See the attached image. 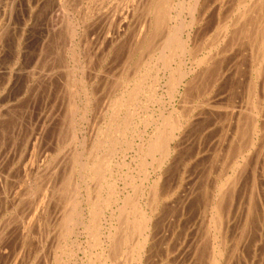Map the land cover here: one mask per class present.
I'll use <instances>...</instances> for the list:
<instances>
[{
  "label": "bare ground",
  "instance_id": "obj_1",
  "mask_svg": "<svg viewBox=\"0 0 264 264\" xmlns=\"http://www.w3.org/2000/svg\"><path fill=\"white\" fill-rule=\"evenodd\" d=\"M8 1H0V4L4 6L0 10V64L8 61L4 46V40L9 33L7 24L4 23V15L8 14ZM96 1L87 0V31L82 30L87 32V37L85 36L87 39L82 40L85 37L80 32L81 35L74 48V53L82 58L83 54L85 58L87 57L88 48L90 44L93 45V41L98 42L102 39L101 42L110 43V45L118 42L131 25L132 15L135 13L133 9L136 11L138 8L135 2L137 0H125V3L129 5L124 4V6L121 0L122 7H118L119 9H116L117 5L114 3L116 6L114 10H112L113 7L110 10L102 8L106 11L101 12L100 9L98 11L97 8L96 11V7L94 8ZM209 1L146 0V14L138 24L140 26L137 25L133 42L128 48L131 55L137 51H140L141 55L137 61L135 60L136 62H133L134 64L132 63L133 73L130 72L133 74L132 77L131 75L127 79L124 77L127 80L124 90L113 103H110L112 109L109 107L111 110L109 120H105L107 129L101 131L95 137V141L93 139V146L91 144L93 148L89 150L88 156L85 144L79 142L77 145H83L84 148L80 149L82 152L79 151V153L76 151L77 147L74 148L73 153L68 151L72 156L67 170H64L66 166L62 168L59 162L56 173L52 171L53 174L55 173V183L52 182L53 179L51 182L56 187L49 189L53 190V193L56 191L54 195H56V204L58 203L60 211V222L57 224L61 239L58 240L62 242H60V249H57L59 252L55 253L52 260L49 257L51 261H46V264H73L70 262L72 259L70 257L75 254L74 250L67 246L65 241L68 239V234L76 231L86 233L90 239L88 249L83 245L84 243L74 244L83 253L81 261L77 262L75 259L74 264H238L241 259L238 260L236 255L239 254L241 257L244 255L245 243L254 246L253 249L251 248L253 252L250 250L252 257H249L251 259L248 264H254V261L259 264L264 260V0H217V6L212 9L209 4L213 0L208 3ZM12 11L10 15L8 14L10 20ZM209 11L211 16L218 18L217 26L213 21L214 28L205 26L206 23H204L205 19H208L205 17ZM210 24L208 22L207 25ZM253 24H255V30H253ZM212 29L215 30L210 35L214 31L216 33L210 39L209 31ZM12 37L15 39L14 36ZM82 41H87V49L82 45ZM15 54L12 66H7L5 70L2 66L0 67V81H4L5 88H10L9 85L14 82L16 84L20 79L26 82L29 79L35 81V77L38 78L34 74V69L32 70L33 66L31 67L36 59L34 57L24 59L21 51ZM127 61L129 60L126 59ZM18 64L21 66L19 67ZM86 65L82 63V74L79 77L84 93L82 96H85L84 108H82L84 113L96 91L95 89L94 92L90 91L94 82L89 75L86 76ZM16 66L19 68H15ZM153 68L157 71L152 80L149 73ZM161 72L167 76L166 80L172 96L166 98L170 100V97L172 99L178 97L179 99L176 100H180L179 106L177 105L179 108L177 106L170 108L171 110L165 113L164 107L163 113L161 112L162 114L160 113L158 117L150 115L142 117L140 110H144L146 106H144L145 101L141 102L140 96H146L148 101L156 100V97L161 95V92L157 93L158 85L164 76L163 74L162 77L160 76ZM117 82H119L118 79ZM71 83L70 81L66 83L68 88L72 86L69 85ZM14 95H16L15 92ZM7 97L6 105L11 100V95ZM61 100L62 98L60 102ZM76 105L78 104L74 103V106ZM69 107L70 109H67L69 113L71 111L72 123L76 107H71V104ZM136 118L139 124L146 123V127L145 130L144 128L140 130L138 123L136 124L138 141L135 142L133 138L136 135L130 139L126 136L129 131L131 132L134 122H137ZM71 123L69 122L70 125ZM72 124L74 127L75 123ZM148 126L152 128L148 130L149 132H147ZM45 130L43 129L42 134ZM35 137L34 144L41 139ZM120 143L123 144L121 147L126 145V148L133 150V157L131 162L123 161L121 157L122 173L115 177L112 157ZM195 144L196 148L193 150ZM5 156H7L6 153ZM7 167L4 169L6 170ZM2 169L0 167V197L5 196L4 199L8 202L7 190H11L12 185L8 188V172L5 175ZM25 187L24 190L30 187L31 192L33 191L31 186ZM22 191H20L21 194ZM48 192L46 190L44 193L49 195L45 199L47 202L51 196ZM16 198L12 199L14 204ZM22 199L24 202L25 199L27 201L26 197ZM42 202L46 205V202ZM39 206H34L32 215L37 214ZM191 209L197 214L196 218L194 217L198 224L195 232L192 231L195 225H184L183 221V218L188 215V210L192 213ZM35 218L37 222V216ZM22 224L19 226L21 234L26 227H30V224L26 223L27 225L23 226ZM35 226L37 228V225ZM10 233L7 234L10 235ZM26 236L24 237L27 238ZM57 237L58 235L55 238ZM20 238L21 243L25 241L23 235ZM28 238L30 239V236ZM1 245L0 247L3 246ZM258 245L260 248L257 250ZM22 248L23 245L16 253L13 252L15 254L12 255L10 264H17L22 259ZM259 250L260 254H258ZM10 252L12 251L0 248V259L3 257L8 259L9 256L5 255H9ZM247 256L242 258L247 260Z\"/></svg>",
  "mask_w": 264,
  "mask_h": 264
},
{
  "label": "rangeland",
  "instance_id": "obj_2",
  "mask_svg": "<svg viewBox=\"0 0 264 264\" xmlns=\"http://www.w3.org/2000/svg\"><path fill=\"white\" fill-rule=\"evenodd\" d=\"M0 1L2 2L4 0H0ZM22 1H23V3H22ZM104 1H106L107 4ZM112 1L113 0H97L94 3V8L96 7L95 8L96 11L98 8V11L101 10V12H102V10H103L102 8H105L106 10H110L113 7L112 10H114L116 7V6H114V3L117 5L116 9H119L120 7L124 6V4H126L125 0L124 1L122 0L123 3L121 2V0H114L113 3H112ZM115 1H117V3ZM210 1H212V0H210ZM210 1L208 3H210ZM14 2H15V0H14ZM14 2H13V0L8 1L7 13L9 15H10L12 9L14 8L12 11L11 20H10V16L8 14L4 15V17H5L4 23L7 24L8 32H9L8 35L6 36V39L4 40L5 55H6V59H8V61L6 60L4 63L6 66H4V64L2 63V64H0V67L2 66V69L5 70V68H7V66H12L14 63L13 59H15V56H16L15 53L21 51L23 54L22 57L24 59H29L30 57H34V59H36L34 61V64L32 63V65L31 64L30 65H31V67L33 66L32 70L34 69V74H35V76H38V78L35 77V79L37 81L29 79L26 82H25V80L20 79L19 81L16 82V84L14 82V83H12V85H9L10 88H5L3 86L4 81H0V160H1L0 167L4 169L5 167L10 166V168L7 167L8 169L7 168H6V170L2 169V171L5 175L8 172V174H9V175L7 174L8 179H9L8 181L11 182L14 180L11 183L7 181L8 188L10 187L9 185H12V186L14 185L13 187L12 186L10 187L11 190H7V194L9 197L8 202H7V200L4 199L5 196L2 195L3 197H0V201L2 200V202H0V238L2 237V240H0V245H1V243H3L2 244L3 246L1 245L2 247H0V248L1 249L4 248L6 250L12 251L9 253V255H5L6 257L9 256L8 259H6L5 257H3V259H0V261H2L0 264H10L11 260H12V255L14 256L16 251L20 250V247H22V245H23V248H22L23 257L17 264H39L42 262H43L42 264H46V261L47 262L51 261L52 258H54L55 253L59 252V250H57V249H60V244H61L60 242H62V240H58V239H61L60 234H58L59 233V228H58L59 225L57 224L60 222V215H59L60 211H59L58 203L56 204V202H57L56 201L57 199L55 197L56 195H54L56 193V191L53 193V190L49 189L50 187L51 188L53 187L52 189H54V187H56V185L54 184L55 183V175L54 174L56 173V169H57L56 166H58L59 162H60L61 167L65 168V166H66V168L64 170H67V168L69 167V159L72 156L70 153L71 152L73 153V150L75 147H77L76 151H78V153H79V151H81L84 148L83 145H80V144L77 145V143H79V142H82V144H85V149L88 150L86 152L87 156H88L89 150L91 149V147L93 146V142L95 141V137H97V135H99L101 131L103 132L104 130L107 129L106 122L109 120L108 116H110L109 115L110 111H111L110 108L112 109V105L110 103H113L115 98H117L118 95L124 90L125 82L127 81L124 79V77L126 79L130 77L129 75H131V77H132V75H133L132 74L133 73L132 63L135 60L137 61L138 57L140 58V55H141L140 51H137L136 53H133L131 55V52L128 51V48H129V45L133 42V36H134V33L136 32L135 30H137V28H136L137 25L141 22V20L144 18L145 14H146L147 5H145L146 0L135 1L136 2V8L137 7L138 8L136 9V11H134V9H133V12H135V13H134V15H132V19H131L132 22H131L130 27L127 28L128 33L126 31L125 34L122 36V38H120V40L118 42H114L112 45H110V43L101 42L102 39H99L98 42L93 41L94 46L90 44V46H89L90 48H88L89 53H88L87 57L85 58L84 54L81 53V54H83V58H82V57L77 56L76 53H74L75 52L74 48H76L77 39L82 33H83V37H85V36L87 37V32H86L87 31L86 30L87 29V4H88L87 0H82V1L81 0H16V3H14ZM110 3H112V4H110ZM120 3H122V6H120L121 5ZM118 4H119V6H118ZM134 4L135 3H133V5ZM217 4H218V1L213 0L209 5H210V8L212 9V8H215L217 6ZM102 5H103V7H102ZM110 5H112V6L110 7ZM126 5H129V3ZM142 6H143V8H142ZM207 6H208V4H207ZM2 8H4V6H2L0 4V10ZM105 9L103 11H106ZM210 11L207 12L208 14L206 15L205 18H208V19H205L204 23H206L205 26H208V27L213 26L212 28H214V25L217 26L219 22L217 23V21H218L217 17H215L214 15H212V16H214V17H212L211 14H209ZM18 15H19V18H18ZM208 15H210L211 17L210 16L208 17ZM7 19H9L10 21H8ZM215 20H216V22H215ZM213 21H214V25H212ZM208 22L211 23L210 24L211 26L207 25ZM263 22H264V20H263ZM253 25H254L253 30H255L254 29L255 24H253ZM138 26H140V25H138ZM83 29H85L86 31L84 30V32H83L82 31ZM213 30H215V29H212L211 31H209L210 33L208 32L209 36H211L210 39L212 38V36L213 37L215 36V33H216L215 31L213 32L212 35H210ZM80 32H81V34H80ZM12 36H14L15 39H13ZM21 36H22V38H21ZM86 37L84 39L82 38V40L87 39ZM208 37H206V38H208ZM8 39H10V40H8ZM33 42H35V43H33ZM82 42H83L82 45H84L85 48L87 49V41H82ZM7 43H8V47L6 48ZM104 43L106 46L105 45L103 46ZM22 44H23V47H22ZM24 46H25V49H24ZM16 47H19V48H16ZM96 47H100V48L96 49ZM70 49H71V51H70ZM90 51H91V53L92 52L93 53L91 54ZM128 52L130 53V55ZM24 54H26V55H24ZM28 54L29 55L31 54V55L29 56ZM74 55H76L75 57L77 58V60L74 57ZM122 58H123V61H122ZM126 59L129 61L126 62ZM97 60H99V62H101V63H99ZM90 61H91V63H90ZM7 62H8V64H7ZM82 63H84L85 65L87 64L85 67L86 68V76L89 75L91 77L92 81L94 82V86H93L92 90H90V91L94 92V89L96 90L92 96L93 101L91 100L90 104L87 106V109L85 110L86 113H84V109H82V108H84V104H83L84 102L83 101H85V96L84 95H83L84 97L82 96V94H84V93H83L82 87H81L82 83L79 81V77L82 74L81 73L82 72V69H81ZM18 66L20 67L21 64H18ZM18 66H16L15 68H19ZM31 67H30V69H31ZM26 68H27V66H26ZM77 68H78V70H77ZM91 70H93V71H91ZM94 70H95V72H94ZM156 71H157V69L153 68L150 71V73H152V74L149 73V76L151 77L152 80L155 78ZM53 72H54V74H53ZM130 72H132V73H130ZM73 73H74V75H73ZM122 73L124 75H122ZM126 73L128 76L127 75L125 76ZM162 74L164 75L163 77H162ZM48 75H50V76H48ZM69 76H70V78L73 76L74 79L73 78L70 79ZM160 76L163 78L161 81V83L163 85L161 83H160V85H158L157 93L159 94V92H161V95L157 94L158 96L156 97V100L152 99L153 101L150 99L148 101H146V96H143V95L140 96L142 98L141 102H142V100H143V102L145 101L144 106H146V107H144V110L143 109L140 110L142 112V117H143V115L146 117H148L149 115L154 116V117H158V116H160V113L162 112V109L164 107L166 109L164 108L163 112L167 113L173 107H176L177 105L179 106V104H180V102H179L180 100H176V99H179L178 97H173V99L171 98L172 96L170 93L169 84L167 83V80H166L167 76H165V74L162 72L160 73ZM117 79L119 82L120 81L121 82L120 83L117 82ZM123 79H124V82H122ZM69 81L72 82L71 84H69L72 86L71 87L69 86V88H68L67 84ZM120 85H122L123 87ZM96 86H97V88H96ZM162 87H163V89H162ZM74 88H75V90H74ZM147 88H149V86ZM90 89H91V87H90ZM147 90L149 91V89H147ZM166 90H168L169 92ZM14 92L16 95H14ZM117 92H119V93L117 94ZM166 92H168V93H166ZM70 93H71L73 99H72V97H70L71 96ZM113 93L116 96H113L114 95ZM8 95H11V97H10L11 100L6 105L5 99L8 98L7 97ZM60 96L62 98L61 102H60V99H61ZM76 96H78V97H76ZM169 96H171L169 98L170 100L167 99ZM94 97H96V99H93ZM58 98H59V100H58ZM79 101L81 102V104L83 106L80 104ZM94 101H95V103H94ZM71 102H74L75 104H78V105L74 106V103L72 104ZM158 102L160 104V107H158L159 106ZM108 103L110 105H108ZM171 103H173L172 104L173 106H171ZM60 104H61V106H59ZM70 104H71V107L72 106H73V108L76 107L74 109L76 111L75 115H74L75 119L73 117V121H72V123H75V125H74L75 128L73 127V124L71 123V119H72V117L70 116L71 111H70V113L68 112L69 111L68 109H70V107H69ZM92 105H94V106H92ZM79 106L81 107L82 110L80 109ZM178 106H177V108H179ZM90 108H92V110ZM157 108L159 110L161 109V111H159ZM88 110H91V111H88ZM150 111H151V113H150ZM81 117L84 120H82ZM85 118H87V119H85ZM42 119H44V120H42ZM69 119H70V121H69ZM105 120H107V121H105ZM136 120H137V118H136ZM42 121H44V122L42 123ZM40 122H41V125H40ZM63 122H64V124H63ZM69 122L71 123V125L69 124ZM135 122L131 128V132L130 131L128 132V135L126 136V138L130 139L132 136L135 137V135H136V137L133 138V139H135V142H136V141H138V138H137L138 133L136 131V124L138 123L137 126H139L140 130L141 129L143 130V128L145 130L146 123H140L139 124L138 120L136 123ZM67 123L71 127H69V125L66 127L65 125ZM46 124H48L49 126H47ZM77 125H78V127H77ZM46 126H47V128H46ZM38 128H40V129H38ZM60 128H62V129H60ZM43 129H46V130L42 134ZM70 129H72L73 131ZM77 130H79L80 132ZM133 130H135V131H133ZM148 130L149 131L152 130L151 126L147 127V132H149ZM70 131H71V133H70ZM94 132L96 133V136H95ZM130 134H131V136H130ZM35 136H37L39 139L40 138L41 139H40V141L37 140V142L34 144L35 140H33V139L36 138ZM81 136H83V137H81ZM84 137H86L87 140H85L86 138L84 139ZM90 139H91V141H90ZM93 139H94V141H93ZM71 140H72V143H71ZM88 141H90V142L87 143ZM75 142H76V145L74 146ZM86 144H88V146ZM91 144H92V146H91ZM122 145L120 143V146L117 148L120 152L118 150H116V152L114 153V156L112 157V160L114 159L113 160L114 171L116 172V173H114V176L115 175L119 176L118 174L122 173L121 172L122 170H120L121 169L120 164H123L124 160L130 161V162L132 161V157H133L132 151L133 150L130 148L129 149L126 148V145H124L125 147H121ZM88 147H90V148H88ZM195 148H196V144H195V147H193V150ZM189 149H191V148H189ZM34 151H36V152H34ZM68 151H70V153ZM5 153L8 157L5 156ZM68 154H70V156ZM121 157L123 158L122 162H121V160H122ZM62 158H63V160H62ZM2 160L4 162H2ZM64 160H65V163H64ZM115 160L117 163L115 162ZM8 161H9V164L6 165V163ZM2 163H3V165L5 164L6 166L5 165L3 166ZM20 169H21V171H20ZM53 170L55 172L54 174L52 172ZM4 171H6V172H4ZM10 171H12V172H10ZM17 171H18V176L16 175ZM24 171H25V173H24ZM45 174H46V176H45ZM21 175L22 176L25 175L26 177L25 176L22 177ZM117 176H115V177H117ZM16 177L19 179H17ZM25 178H28V179H25ZM43 178H44V180H43ZM11 179H13V180H11ZM22 179L24 180V183H23ZM51 180H52V182H54L53 184H52ZM12 183H14V184H12ZM19 183L21 184V186ZM29 183H30V185H29ZM51 185H53V186H51ZM17 186H18V188H17ZM25 186H27V187H25ZM29 186H31V188H33L34 192L33 191L31 192V190L29 189L30 188ZM21 187H22V189H21ZM24 187L25 188L29 187V188L27 190L26 189L24 190L23 189ZM22 190H24V191H22ZM46 190H48L49 191L48 194L51 195L50 200H48V202H47V200L45 201V199H47L46 197L49 196V195H47V193L44 194L46 192ZM128 190H129V188H128ZM17 191H19V193ZM20 191H22V194ZM26 191H27V194H26ZM15 193H16V196H15ZM23 193L25 194V196ZM52 195H54L53 196L54 200L51 199ZM41 196H42V198H40ZM15 197H17V198H16V201L14 204ZM19 197L21 199H22V197L23 198L26 197L27 198V201L25 199L26 203L24 202V199H22V201H21V199ZM43 197H45V198H43ZM10 199H11V201H10ZM12 199H14L13 202H12ZM18 201H21V202H18ZM40 201H41V203H39ZM42 201L46 202V205ZM17 202L19 205L17 204ZM53 202H55V203H53ZM11 203H12V205H11ZM37 205H40L39 206L40 210L38 209V212L36 215L35 214L32 215L34 213L33 208H35ZM41 207H45V208H41ZM41 209L44 212L43 211L41 212ZM189 211L190 210H188V215H186V217L183 218L184 225H190V224H193V226L195 225L194 226L195 228L192 230L195 232L196 228L198 227V224H197V219H194V217L197 214H195V211H193V210L191 211L192 213H189ZM196 211H198L197 208H196ZM39 214L43 215L44 217L39 215ZM35 216H37V222L34 220V219H36ZM42 217H43V219H42ZM27 220L28 221L30 220V223H28ZM31 220H33V222H31ZM19 221H21V222L19 223ZM22 221H23V224H22ZM24 221L28 225L30 224V227H29L30 229L28 227H26L23 234H21V230L19 229V226H21V224H22V226L27 225ZM192 221H195V222L192 223ZM185 222H186V224H185ZM31 223L33 224V226ZM40 223L42 226L40 225ZM43 223H45V224H43ZM17 224H19V225H17ZM34 224L37 225L38 229L35 228L36 226ZM38 225H40V226H38ZM46 225H47V229H46ZM32 227H34L35 229ZM22 230H23V227H22ZM190 231H191V229H190ZM77 232L78 231L74 232L75 234L74 233L68 234V237H67L68 239H66V241H65V243L66 242L68 243V244L66 243V245L71 247L74 250L73 253L76 254V255L73 254V256L70 257V259L72 258L70 262L73 264H74L75 259H77V262H78V261H81V259L83 257L82 251L77 249V247L74 244H79V243L83 244L84 243L83 245L87 246V249H88V241L90 239L86 233H80V232L77 233ZM2 233H4L5 235ZM7 233L8 234L10 233V235H8ZM43 233H47V234H43ZM77 234H79L81 236L79 237V235H77ZM22 235H23V238L25 241H23L21 243L20 237H22ZM25 235H27L26 236L27 238L24 237ZM45 235H47V236H45ZM57 235H58V237L55 238ZM12 236L15 238L13 239ZM29 236H30L31 240L28 238ZM4 237H6V238H4ZM23 238H22V240H23ZM16 239H17V241L19 240L18 242H20V244L16 241ZM4 240L5 241L7 240V241L3 242ZM10 240L13 242H11ZM71 240H73V241H71ZM85 240H87V241H85ZM57 241H59V242L57 243ZM39 245L41 246L40 248H39ZM11 246H14V247H11ZM259 246L260 245H258L257 250L260 248ZM251 248L252 249L254 248V246L252 244H246V243L244 244L243 249L245 251H244V255H242V257L246 258L247 253H248V256H247L248 259L247 260L243 259L241 257V255L238 254L239 256L236 255L238 260L241 259L238 261V264H241L242 262H243L242 264H248L250 262L249 259H251V258H249V257H252L251 251L253 252V250ZM77 250H79V251H77ZM13 252H15V253H13ZM259 252H261V251L259 250L258 254H260ZM51 253H52V255H51ZM45 257H48V258H45ZM49 257L51 258V260H49L50 259ZM244 260H246V261L244 262ZM44 261H45V263H44ZM256 262L254 261V264H258ZM260 263L264 264V260L261 261Z\"/></svg>",
  "mask_w": 264,
  "mask_h": 264
}]
</instances>
